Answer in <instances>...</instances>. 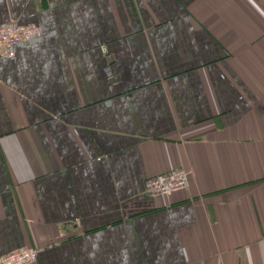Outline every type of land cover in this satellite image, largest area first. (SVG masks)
Wrapping results in <instances>:
<instances>
[{"label":"crops","instance_id":"1","mask_svg":"<svg viewBox=\"0 0 264 264\" xmlns=\"http://www.w3.org/2000/svg\"><path fill=\"white\" fill-rule=\"evenodd\" d=\"M11 21L39 35L0 57V255L264 264V0H0Z\"/></svg>","mask_w":264,"mask_h":264},{"label":"built area","instance_id":"2","mask_svg":"<svg viewBox=\"0 0 264 264\" xmlns=\"http://www.w3.org/2000/svg\"><path fill=\"white\" fill-rule=\"evenodd\" d=\"M39 35L33 23H17L11 21L0 25V57L12 60L16 49L34 41ZM189 172L177 168L144 181L143 189L152 197L169 195L176 191L185 190L188 186ZM37 251L31 248L18 249L0 255V264H32L37 260Z\"/></svg>","mask_w":264,"mask_h":264}]
</instances>
